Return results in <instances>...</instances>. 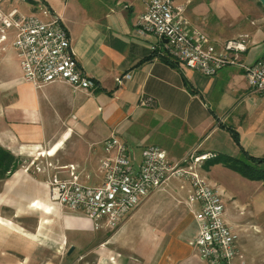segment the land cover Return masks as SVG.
Listing matches in <instances>:
<instances>
[{"label":"crops","instance_id":"obj_1","mask_svg":"<svg viewBox=\"0 0 264 264\" xmlns=\"http://www.w3.org/2000/svg\"><path fill=\"white\" fill-rule=\"evenodd\" d=\"M150 1H3L1 7L5 13L18 10L43 20L53 14L61 16L79 66L96 87L79 89L62 81L44 86L26 82L12 44L13 35H10L6 43L0 44V146L21 160L32 158L31 163L59 146L53 156L40 161L62 168V178L69 174L63 167L74 166L84 183L100 171L102 147L111 137H117L138 154L142 147L159 146L173 162L192 153H215L216 159L240 158V147L232 130L238 134L241 148L248 155L263 157L264 96L251 91L239 68L227 67L213 77L204 76L173 60L165 40L154 34H140L137 20ZM175 1L186 5L191 26L205 33L216 45L247 35L250 47L244 61L252 64L264 56V50L259 56H253L254 50L264 46V15L247 7L244 0ZM207 6L214 8L209 10ZM225 6L231 7L226 10ZM44 10L50 16L44 15ZM213 11L223 12L224 30L212 21ZM127 74L131 75L130 79L117 83V78ZM95 148L100 153L98 166L90 173L86 167ZM206 164L201 174L222 196L226 220L239 237L245 263L257 264L249 256L245 257L242 249L251 236V229L261 230L257 237L264 239L263 183L248 180L222 163ZM18 171L11 175L13 179L6 184L4 192L18 189L22 173H28L24 169ZM17 173L20 175L15 178ZM35 173L44 182L34 181L36 190L32 193L36 198L32 200L51 204V216L60 218L67 232H95L84 214L53 202L45 184L47 176L36 170ZM190 189L188 182L180 181V191L185 192V197L178 199L175 205L178 211L174 212L182 214L179 208L184 205L189 216L171 217L174 222L170 230L166 224V230L147 244L142 256L113 246V255L101 263L208 264L199 258L191 244L198 224L186 203ZM245 213L250 215L249 221L243 219Z\"/></svg>","mask_w":264,"mask_h":264},{"label":"built area","instance_id":"obj_2","mask_svg":"<svg viewBox=\"0 0 264 264\" xmlns=\"http://www.w3.org/2000/svg\"><path fill=\"white\" fill-rule=\"evenodd\" d=\"M0 0V44L13 35L23 78L26 82L44 86L67 82L75 88L92 89L96 83L81 69L72 49V41L63 18L50 16L43 20L18 10L5 13ZM186 5L175 0H151L137 20L139 33L154 34L166 41L169 56L204 76L213 77L227 67L244 72L248 86L264 96V56L252 64L244 61L249 50V37L242 35L225 42L213 43L201 30L191 26ZM131 75L117 78L122 84ZM100 162L102 181L95 186L82 182L74 166L63 167L68 177L60 176L59 168L46 161V166L34 162L37 173L46 175L53 202L84 214L93 231H115L150 196L171 180L190 184L186 203L198 224L192 245L199 258L208 264H246L239 248V237L226 220L221 194L201 174L202 166L218 156L215 153L190 154L173 162L159 146L142 147L140 154L117 137L103 144ZM55 169V172L53 170ZM182 188H184L182 186Z\"/></svg>","mask_w":264,"mask_h":264},{"label":"rangeland","instance_id":"obj_3","mask_svg":"<svg viewBox=\"0 0 264 264\" xmlns=\"http://www.w3.org/2000/svg\"><path fill=\"white\" fill-rule=\"evenodd\" d=\"M244 3L256 10V13L258 11L259 15H264V7L259 0H244ZM207 7L209 10L214 8ZM230 7L224 8L229 10ZM210 17L213 22H218V28L225 29L223 12L218 14L213 11ZM263 50L264 46L260 50H254L253 56H259ZM99 155L98 148H95L92 151L93 158L88 161L86 167L90 173L96 171ZM31 159L26 157L22 160L18 172L24 169L28 173H22V179L18 180V189L4 192L6 184L13 176L7 181L0 182V216L7 222L6 225H0V264H102L101 262L106 261L108 256L113 255V246L123 247L135 255L142 256L148 243L158 239L165 228L169 227L170 230L174 222L171 217L178 211L175 205L178 199L185 197V192L180 191V181L171 180L164 190L154 193L139 210L134 211L131 219L128 218V221L118 228L121 230L117 234L115 233L118 229L67 232L60 218L48 217L30 206L31 200L35 197L32 193L36 190L34 181L44 182L43 177L36 175ZM40 162L42 161H39L38 165L46 166V162ZM101 181L102 175L98 171L90 181H86V184L95 186ZM179 210L182 211L181 216L178 213L176 215L179 219L182 216H189V211L184 205ZM244 218L249 221L250 215L245 213ZM47 221L48 224H44ZM262 222L264 223V215ZM166 224L169 225L166 227ZM259 232L261 233V230ZM259 232L256 229L250 230L251 236H248L244 243L242 252L245 257L249 256L252 262L254 260L257 264H264V239L257 237ZM72 247H75V250L69 254Z\"/></svg>","mask_w":264,"mask_h":264},{"label":"trees","instance_id":"obj_4","mask_svg":"<svg viewBox=\"0 0 264 264\" xmlns=\"http://www.w3.org/2000/svg\"><path fill=\"white\" fill-rule=\"evenodd\" d=\"M230 131L235 142L240 147L241 157L233 158L230 156H222L218 159L206 162V166L222 163L242 177L251 181L262 182L264 185V156L256 158L248 155V153L241 148L238 134L232 130ZM21 165L22 160L19 157L0 146V182L8 180L11 175L20 169Z\"/></svg>","mask_w":264,"mask_h":264},{"label":"bare ground","instance_id":"obj_5","mask_svg":"<svg viewBox=\"0 0 264 264\" xmlns=\"http://www.w3.org/2000/svg\"><path fill=\"white\" fill-rule=\"evenodd\" d=\"M58 149H59V146L55 147L49 153H45L43 155V157H51V156H53ZM19 175L20 174L17 173L15 175V178L19 177ZM30 206H31V208H33L35 210L42 211L44 213V215H46V216H51L52 215L53 208H52L51 204H48V203L42 202L40 200L34 199V200H32L30 202ZM6 223L7 222L0 216V225H6ZM44 224H48V221L44 222Z\"/></svg>","mask_w":264,"mask_h":264},{"label":"water","instance_id":"obj_6","mask_svg":"<svg viewBox=\"0 0 264 264\" xmlns=\"http://www.w3.org/2000/svg\"><path fill=\"white\" fill-rule=\"evenodd\" d=\"M259 2L262 4V6L264 7V0H259ZM75 250V247H72L69 254H71L73 251Z\"/></svg>","mask_w":264,"mask_h":264}]
</instances>
